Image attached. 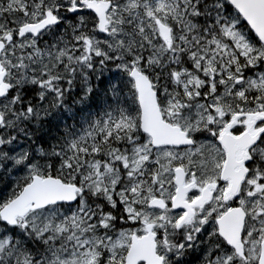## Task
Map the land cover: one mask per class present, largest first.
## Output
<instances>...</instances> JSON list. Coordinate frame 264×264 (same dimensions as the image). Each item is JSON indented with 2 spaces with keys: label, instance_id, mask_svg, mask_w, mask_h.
<instances>
[{
  "label": "snow or ice",
  "instance_id": "6c2138e0",
  "mask_svg": "<svg viewBox=\"0 0 264 264\" xmlns=\"http://www.w3.org/2000/svg\"><path fill=\"white\" fill-rule=\"evenodd\" d=\"M0 264H264V0H0Z\"/></svg>",
  "mask_w": 264,
  "mask_h": 264
}]
</instances>
